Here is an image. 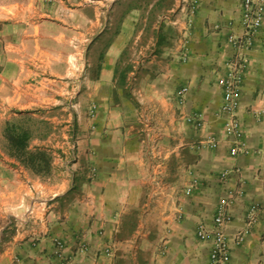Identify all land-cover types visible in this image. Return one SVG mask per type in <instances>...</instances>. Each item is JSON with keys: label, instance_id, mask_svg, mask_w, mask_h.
Listing matches in <instances>:
<instances>
[{"label": "crops", "instance_id": "obj_1", "mask_svg": "<svg viewBox=\"0 0 264 264\" xmlns=\"http://www.w3.org/2000/svg\"><path fill=\"white\" fill-rule=\"evenodd\" d=\"M151 1L0 0V264H211L198 227L224 200L231 264H264V19L238 93L246 152L233 155L218 79L243 0L194 13ZM24 120L28 149L52 156L45 175L11 154L7 125Z\"/></svg>", "mask_w": 264, "mask_h": 264}, {"label": "built area", "instance_id": "obj_2", "mask_svg": "<svg viewBox=\"0 0 264 264\" xmlns=\"http://www.w3.org/2000/svg\"><path fill=\"white\" fill-rule=\"evenodd\" d=\"M199 0H192L190 4V11L194 13L197 8ZM264 19V0H243L240 25L242 32L238 33L235 30L231 31L227 36V43L233 49L231 56L225 61V72L218 79L219 85L223 90V101L221 104V113L225 115V132L234 141L231 153L233 155L239 152H246V146L244 143V127L242 121L238 118L236 110L239 106L238 93L240 87L245 78V70L248 63L247 51H249L259 34L260 28ZM232 23L225 26L230 27ZM223 25L218 26L221 29ZM184 59L186 54H184ZM189 91V85H183L177 91L179 103L182 104L185 101L187 92ZM186 120L200 126L203 124V118L201 114L189 115ZM201 145H210L212 147L217 146L215 140H207L202 142ZM227 172L221 173V179H226ZM192 191V184L187 187L186 193L190 194ZM228 201H222L217 210V214L214 218V226L212 229H207L204 224H200L198 227V236L203 240H211L212 248L210 252L211 264H231V247L229 240L225 232V225L229 221V216L225 213ZM30 210L29 212H31ZM257 207L252 206L250 213L248 214V225L250 226L255 221ZM249 228H246L238 232L236 236L237 243L244 240ZM59 250L57 254L61 256V251L64 244L62 241L57 242ZM85 246H81V249ZM103 253L112 255V247L107 246Z\"/></svg>", "mask_w": 264, "mask_h": 264}, {"label": "trees", "instance_id": "obj_3", "mask_svg": "<svg viewBox=\"0 0 264 264\" xmlns=\"http://www.w3.org/2000/svg\"><path fill=\"white\" fill-rule=\"evenodd\" d=\"M18 127L8 124L6 137L11 145V154L21 163L39 175H45L51 170L52 156L46 149L29 150V132L18 131Z\"/></svg>", "mask_w": 264, "mask_h": 264}, {"label": "rangeland", "instance_id": "obj_4", "mask_svg": "<svg viewBox=\"0 0 264 264\" xmlns=\"http://www.w3.org/2000/svg\"><path fill=\"white\" fill-rule=\"evenodd\" d=\"M150 1L151 0H148V2H146L145 3V6H146V11H149L150 10ZM152 2V1H151ZM151 11V10H150ZM152 12V11H151ZM138 27H143L144 28V31H145V29H147V31L149 32V33H151L152 32V29L154 28V25H144V26H142V25H139ZM150 35V34H149ZM148 35V36H149ZM140 42L138 43V44H136V47L135 48H139L140 47ZM135 48H134V50H135ZM141 57L140 56H137V55H135V58L133 57V59H136V60H139ZM130 60V62H134L135 60ZM129 63H128V61L125 59V61H124V66H127ZM11 124H13L14 126H16V127H18L17 128V130L20 132V131H22V130H27V128H30L31 127V124H30V122L29 121H27V120H24L23 121V123H11ZM28 131V130H27Z\"/></svg>", "mask_w": 264, "mask_h": 264}]
</instances>
